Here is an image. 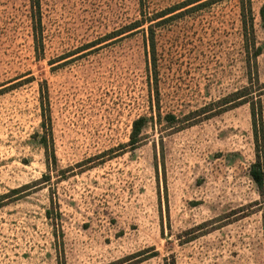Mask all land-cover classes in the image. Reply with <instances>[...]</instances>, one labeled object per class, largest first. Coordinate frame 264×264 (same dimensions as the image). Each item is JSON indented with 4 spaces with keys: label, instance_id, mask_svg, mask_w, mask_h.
<instances>
[{
    "label": "rangeland",
    "instance_id": "rangeland-1",
    "mask_svg": "<svg viewBox=\"0 0 264 264\" xmlns=\"http://www.w3.org/2000/svg\"><path fill=\"white\" fill-rule=\"evenodd\" d=\"M38 1L0 0V264H264L251 106L217 104L251 87L264 134V0L251 68L241 0Z\"/></svg>",
    "mask_w": 264,
    "mask_h": 264
},
{
    "label": "trees",
    "instance_id": "trees-1",
    "mask_svg": "<svg viewBox=\"0 0 264 264\" xmlns=\"http://www.w3.org/2000/svg\"><path fill=\"white\" fill-rule=\"evenodd\" d=\"M38 1V0H37ZM199 0H196L192 3H195ZM39 3V1H38ZM187 4V5H190ZM185 5V6H187ZM184 6V7H185ZM182 8V7H181ZM241 16H242V24L244 29V38H245V47L247 52V59L249 68H251L252 60H255L256 57L260 54V48H256L254 42V18L251 6V0H241ZM142 23L134 26L133 28H138L142 26ZM152 28V25H150ZM153 41V36H152ZM251 95V87L245 86L227 97L220 99L217 101V104L221 106V110L219 112L224 111L225 109L233 108L238 105L249 103L251 106V115H252V128L254 133V141H255V150H256V161L251 165L250 168V176L253 181L256 183L258 190L262 197H264V134H263V116L260 106V100L257 102L253 98H249ZM41 108H42V127H43V135L41 137L42 144L44 146L46 157L48 160L55 161V154L53 151L52 138H51V120L49 114V104L48 98L46 95L42 94L41 98ZM145 121V118H140L136 121V125L139 122ZM140 130L136 127L134 129L133 134L137 136ZM16 191V190H15ZM165 264H176L175 259L171 262L165 260Z\"/></svg>",
    "mask_w": 264,
    "mask_h": 264
}]
</instances>
